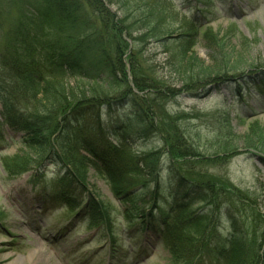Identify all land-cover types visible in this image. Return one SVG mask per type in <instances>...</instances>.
Wrapping results in <instances>:
<instances>
[{"label": "trees", "instance_id": "16d2710c", "mask_svg": "<svg viewBox=\"0 0 264 264\" xmlns=\"http://www.w3.org/2000/svg\"><path fill=\"white\" fill-rule=\"evenodd\" d=\"M39 2L74 27L90 28L89 39L95 45L87 55L79 47L50 39L43 23L20 22L10 36L11 49L6 48L0 54L4 61L0 69V129L19 134L25 153L36 158L38 167L51 163L57 168L60 178L48 189L53 202L61 204L67 212H75V219H87L90 228L102 227L109 233L108 214L85 187L83 178L89 167L107 183L113 198L122 207L121 216L128 227L138 235L148 233L164 241L175 261L195 264L201 257L214 254L229 259L228 264H249L242 250L248 233L237 227V215L226 214L232 204L239 209L245 196L233 187L235 194L227 198V185L218 179L199 182L183 175L178 161L206 158L195 153L184 139L183 130L172 128L170 131V118L161 114L166 113L164 106L168 101L180 96H207L209 85L218 90L223 83L234 90L242 82L254 83L255 74L243 76L241 61L245 54H233L228 50V43L203 35L207 41L211 38L210 61L206 63L191 53L193 44L182 48L172 68L181 87L174 89L167 80L147 75L141 68L130 45L132 33L114 21V14L101 0H36ZM194 27L190 26L191 35L181 33L178 38L194 39L193 32H198V27ZM103 31L109 37L108 47L103 41L106 38ZM18 33L21 36L17 37ZM149 35L157 42L168 38L166 34L156 37L155 30ZM90 53H94L93 58ZM246 66L256 69L254 64ZM65 74L78 81L85 78L91 85L104 84L121 94L110 97L98 89L66 91ZM8 82L24 88L23 91L12 90ZM27 105L32 112H27ZM113 107L117 109L112 110ZM118 110L125 111L124 121L122 117L117 120ZM171 135L178 142L176 149ZM108 136L118 143H106ZM152 139L162 143L163 148L166 146L165 153L153 149L136 154L131 150L135 142ZM238 140L247 150L264 155L262 131H251L244 138L235 139ZM230 150H236L235 143L230 145ZM162 154L167 155L166 165ZM16 163L13 171H9L12 178L25 172ZM157 208L163 213L156 218ZM223 218L229 224L225 232L218 224ZM224 238L226 245H223ZM259 240H264V234ZM259 248L260 254H253L252 263L264 264V246Z\"/></svg>", "mask_w": 264, "mask_h": 264}, {"label": "rangeland", "instance_id": "374dc122", "mask_svg": "<svg viewBox=\"0 0 264 264\" xmlns=\"http://www.w3.org/2000/svg\"><path fill=\"white\" fill-rule=\"evenodd\" d=\"M0 1V54L6 48L11 49L13 40L10 36L17 24L23 22L26 25L35 21L43 23L44 32L50 39L73 48L79 47L87 55L93 51L95 45L89 39L90 28L84 25L74 27L69 20L49 12L43 2ZM101 1L109 6L107 8L114 14V21H119L132 33L133 44L130 45L136 51L141 68L147 75L167 80L174 89L181 87L172 68L182 48L187 49L193 44L191 53L206 63L210 61L208 47L211 38L207 41L203 35L228 43V50L233 54H245L241 61L242 72H245L243 76L255 74L257 79L253 81L256 84L264 80V0ZM194 25L198 27V32H193L194 39L178 38L181 33L191 35L190 26ZM147 29L150 30L148 33ZM154 30L156 37L168 35L167 40H153L149 34ZM102 34L108 47L109 37L105 31ZM18 36L21 35L18 33ZM89 55L94 57V53ZM3 62L0 58V69ZM245 64H254L257 70L248 69ZM65 76L63 85L66 91L98 89L110 97L121 94L104 84L91 85L85 78L78 81L69 74ZM254 83L249 81L245 86L255 87ZM8 86L19 92L24 89L16 84L12 86V82H8ZM241 86L245 87L242 83ZM207 88L210 90L207 96H180L168 101L164 106L166 113L161 114L170 118V131L172 128L183 130L184 139L193 146L195 153L206 158L197 160L192 157L191 160L178 161L183 175L199 182L218 179L227 185V198L235 194V190L232 193L233 187L245 196L239 209L232 204L230 206L234 211L229 207L226 214L237 215V227L247 231V242L242 247L244 260L255 264L252 263V256L260 254L259 247L264 246V240H259L264 234V155L247 150L241 141L235 139H242L251 131H262L264 135V96L246 93L240 103L231 97L237 95V91H229L223 83L218 90L212 85ZM116 109L113 107L112 110ZM123 111L118 110L117 120L122 117L124 121ZM27 112H32V109L28 108ZM155 120L159 121L158 116ZM174 138L171 140L176 149L178 142ZM20 139L19 134L0 129V142L4 140V144L0 145V264H181L171 257L164 241L149 235L138 236L128 227L121 216L122 207L113 198L107 183L89 167L83 178L85 187L108 214L111 224L109 233L102 227L90 228L87 219H75V212H67L61 204L53 202L48 189L60 178L57 168L51 163L38 167L36 158L25 153ZM105 142L111 145L118 143L109 136ZM233 143L236 150L231 151ZM153 149L161 153L167 150L155 139L131 145L136 154ZM15 157H18L17 163L13 160ZM161 159L166 165L167 155L162 154ZM15 163L22 166L20 171L25 172L12 178L9 171H13ZM156 211L157 215L163 213L158 208ZM224 219L218 221L221 231L229 227ZM226 244L224 238L223 245ZM213 255L201 257L195 264H228L230 261Z\"/></svg>", "mask_w": 264, "mask_h": 264}]
</instances>
